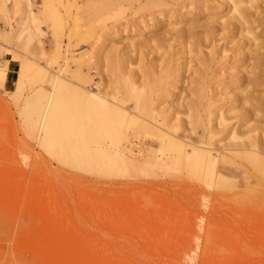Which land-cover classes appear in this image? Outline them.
I'll list each match as a JSON object with an SVG mask.
<instances>
[{
    "label": "rangeland",
    "instance_id": "1",
    "mask_svg": "<svg viewBox=\"0 0 264 264\" xmlns=\"http://www.w3.org/2000/svg\"><path fill=\"white\" fill-rule=\"evenodd\" d=\"M14 1L6 2L4 12L0 10V264H264V176L260 174L262 177H259L249 161L236 159V172H230L236 173V178L221 169L219 174L223 178L230 180L232 177L231 180L237 181V186H230L214 174L196 178L188 166V154L183 151L172 153V147L168 152V148L163 150L164 156H160L161 146L147 141L130 146L131 150L104 143L101 146L105 149L101 151L106 152L101 153L98 150L101 147L95 148L89 141L92 136L89 130V143L85 148L79 144L76 132L60 131L65 133L61 134L64 136L57 133L54 138L45 134L42 124L52 87L48 77L41 76L36 67L46 68L52 75L74 82L79 80L78 69L83 67L92 75L91 83L104 82L102 85L105 86L118 68L120 76L128 67L132 68L129 60L136 65L133 70L140 72L139 52L145 54V62L150 66L152 62L158 65L163 57L161 54L170 50L187 55L181 52V43L175 41L169 46L166 41L182 27L187 29L190 24H195L198 29L200 24L211 22L208 12L212 8H218L219 15L225 16L228 4L210 1L200 19L186 25L171 26L176 23L175 18L168 21L165 16L152 17L151 9L156 8L145 11L146 6L141 7L143 13L139 9L141 12L135 14L139 8L136 5L133 13H129L133 17L129 14V19L126 17L128 21L126 18L112 19L113 13L103 10L102 15L105 14L101 16L100 13L97 21L76 26L74 17L79 2L86 0H51V3L46 2L49 9L45 6V12L51 9L49 16L41 14L43 17L39 20L40 23L43 19L40 23L43 25L29 26V8L24 4L18 12ZM43 1L31 0L35 11L43 9L46 5ZM260 6L263 15L259 14L263 18L256 13L254 26L259 25L256 31L264 40V4ZM200 9L194 8L193 12ZM155 20L159 21L156 23ZM115 21L123 23L117 27L119 31L100 29L104 23L111 26ZM198 22L202 23L197 25ZM233 28L237 37L234 41L230 42L226 37L227 40L218 39L211 46L207 45L209 40L201 43L205 52L220 48V58L226 62L216 66L218 76L228 79L231 77L228 59L250 56L252 51L249 52L247 38L240 39L238 26L233 25ZM30 31L37 37L27 33ZM160 34L165 41L158 38ZM195 39L192 37L190 41ZM129 40L137 42L134 43L136 48L143 44L142 48L131 49V44L132 47L135 45ZM239 40L245 53L241 51V56H235L233 47ZM96 46L98 48L94 49ZM162 47L160 54L158 48ZM148 48L150 52L146 51ZM113 56L116 64L112 61ZM9 59L16 62L11 69ZM195 63L190 64L193 69L201 67ZM158 70L155 69V73H159ZM194 86L187 88L197 85ZM218 90H221L220 86ZM237 90L240 92V88L233 92L240 94ZM68 97L72 117L67 115L65 123L68 119L67 123L74 125L78 117L72 107L81 103V99L75 94ZM166 100L164 105H169ZM181 100L189 102L191 99ZM240 106L244 109L240 104L238 114L242 113ZM235 119L238 121L233 119L231 124L236 122L238 128L241 118ZM119 121L116 120L115 125L119 126ZM248 123L240 130L246 131L245 127L251 128L254 122ZM118 129L121 134V128ZM201 129L199 134L203 133ZM223 137L225 141L229 140L228 135ZM221 162L222 168L229 165ZM248 178L250 182H247Z\"/></svg>",
    "mask_w": 264,
    "mask_h": 264
},
{
    "label": "bare ground",
    "instance_id": "2",
    "mask_svg": "<svg viewBox=\"0 0 264 264\" xmlns=\"http://www.w3.org/2000/svg\"><path fill=\"white\" fill-rule=\"evenodd\" d=\"M7 1L9 0H2V2L0 1V10L3 12L6 10L5 8L8 3ZM50 1L51 0H44L43 2L45 4L46 2L51 3ZM200 1L201 0H86L85 2L82 1V3L78 1V12L77 15L73 17L75 18L76 26H86V24L90 25L92 21L95 22L94 20L97 17L99 19L100 13L101 16H103L105 14L103 13L102 15L103 10H109L108 12L113 13L111 17L112 19H119L126 18L129 13H133L132 10H135L133 8H135L136 5H139V8L136 9V11L138 10L137 13L136 11L134 12L135 14L141 12L139 9H144L145 6V11L147 8H149V11L150 8H156L151 9L152 17L157 18L160 16H165L167 17L168 21L175 18L176 23H171V26H175L176 24L186 25V23L190 21L194 22L199 20L201 17L200 15H202L207 9L209 5L208 3L213 0H202L204 1L202 4ZM22 2L23 0L14 1L15 10L20 12L21 9H23L22 6L26 4L25 6L29 8V10L27 9L29 11V19L27 21L29 26L35 24L36 26L41 25L40 23L43 21V19L39 23L40 18L43 16H49L51 12V9L48 10V12H45L47 11V6H49L47 3L46 5L43 4V9L37 12L38 10H34V4L32 5L31 0H26L25 3L23 2V4ZM219 2L221 5L226 3L228 4V12L225 16L219 15L218 8H212L211 11L208 12V14L211 15L209 17V19L212 20L211 22L207 24H200L202 22H198L197 25L200 24L198 29H195L197 26L193 23L195 26L190 24L187 29L182 27L179 30H176L175 34L172 33L173 35L168 33V35H172L171 40H168L170 38L166 39L168 40L166 42L171 44H169V46L173 45L172 42L177 41L182 44L181 52L184 54L187 53V55L183 56V54L170 49V52L168 51L161 54L163 50L162 47V49L158 48L161 50L160 54L163 55L162 57L160 54H158L159 50L157 52L156 48L155 50L157 54L162 58L160 63L157 62L158 65H155V62H152V65L150 66L147 65L148 62H145V54H140L141 52H139L138 57H140L139 60L141 62L139 65L140 68L138 70H140V72L133 70L135 63H131L129 60L128 63L130 67L133 65L132 68L129 69L128 67V70H126V72L122 73L123 75L120 76V74H117L120 72H118V66L115 67L117 72L114 76L109 77L111 79L113 78L114 80L112 79L107 81L105 86L102 85L104 82L91 83L93 81L92 75L89 71H85V69L83 70V67L78 69L79 80L74 82L69 78H61L60 75H52L46 68H35V65L34 67L32 66L41 74V76L46 78L48 77L52 87V89H49L51 90V93L49 94L48 102L45 107L46 115L44 116L45 119L42 123L45 134H48V136H54L55 138V134H59L60 131H74L76 132L75 134L79 139L78 142L80 141L79 144H82L83 147L86 148L88 142L87 138L89 137L87 136V131L89 130L92 134L89 141H91L93 147H101L100 149L98 148L100 151L103 148L101 145L104 143L112 144V146L116 145L117 148L123 147V149H129L130 146H135L142 143L144 144L145 141H147L146 143L148 144L160 145L161 148L159 150V155L164 156L163 150L168 148V152L172 147V153L174 152L181 154L180 151H183L188 154L186 155L188 158L190 157L188 166H190L191 171L196 178H205L208 175L212 174L211 176H213L214 174L217 175L220 180L223 179L224 182L230 186H237V181L231 180L233 179L232 177L230 180L223 178L219 172L221 169L224 170V172L228 171L229 174H233L230 172H236V159L242 160V162L243 160L249 161L253 166L254 172H256L257 175L262 174L264 176V40L256 31L259 25L258 27L254 26V24L257 22L255 21V14H262L260 10V4H264V0H219ZM104 3V6L106 7L102 6ZM88 6L90 7L88 8ZM194 8L202 9H200L198 12H193ZM143 9L142 13L144 11ZM184 9H186V11L183 12L182 10ZM41 14H43V16ZM86 15H88L89 18H87ZM127 18L126 21H128ZM98 19H96V21ZM49 20L47 21L49 22ZM257 20H259L258 16ZM158 21L159 20H155L156 23ZM261 23H263V21ZM104 24L100 27V29L105 30L110 28L117 32L119 31L117 27L123 23L115 21V23L113 22L111 26L107 25L108 23L105 25ZM233 25L238 26L237 30L240 31L241 40L243 38H247L250 49L249 52L251 50L252 51L250 52V56H241L243 44L240 43L241 40L237 41V45L233 47V52L235 53V56L241 57H235V60L232 61L228 59V74L231 76L228 79L225 76H218L219 71L217 70L216 66L226 62L224 59L220 58V48L214 47L210 52H205L202 49L201 43H203L204 40H209L210 42L207 45L211 46L218 39L227 40L225 39L226 37L230 38V42L234 41L237 37L235 31L236 29L234 30ZM29 26L27 25V28ZM262 26L263 25L260 27ZM24 29L26 28H23L22 30ZM27 33L34 34V31ZM28 36L32 37V35ZM189 37H196V39L195 41H190ZM148 38L145 37L144 39L148 41ZM158 38H162L161 34ZM163 38L165 37L163 36ZM163 38L162 42L165 41ZM160 39H158V41ZM130 41L133 43V46L135 45L134 43L137 44V42H132V40H129V42ZM151 42L152 40H150V44H153ZM155 43L157 44V40ZM142 45H139L141 47L137 48H142ZM176 45H178V43ZM130 47L131 49L134 48L133 50H135L136 45L135 47H132L131 44ZM144 47L145 46H143V48ZM96 48L98 47L96 46L94 49ZM226 48L229 47L227 46ZM140 50L143 51L142 49ZM147 50H149V48L146 49V51ZM132 53L134 54V51H132ZM177 54H181L182 56H178ZM199 55L200 57L196 58V56ZM113 57H111L113 59L112 61H115L114 64H116L117 61L115 57ZM150 59L149 61L152 60ZM76 60H73V62ZM112 61L111 65H113ZM153 61H156V59ZM195 61V64L200 65L201 67L193 69V65L190 64ZM119 63L120 60L118 61V65ZM77 65H79V63ZM242 66H244L243 69L239 70V68ZM104 68H106V66ZM157 68L159 69V73H155V69L157 70ZM187 72H189V74H187ZM179 83H181L180 87H178ZM185 83L189 86L197 85L198 87L196 86V88H194V86L193 88L190 87V89H188L187 87L189 86L185 85ZM219 86L221 90H218ZM93 88H96V91ZM236 88H240L242 95L239 90L237 91L240 94L235 93V91L233 92V89ZM69 94H75L81 99V103L77 102L76 106L72 107L77 114L76 117H78L77 122L74 125L73 122L67 123L68 119L65 123V118H67V115H71V112L68 110L69 106L67 105ZM189 96H191V98H189ZM166 98L168 99L169 105H164V103L167 101ZM181 98L184 100L187 98L191 100L189 102H183ZM128 102H131V104H127ZM240 104L244 105V109L243 106H240L242 113L238 114L239 112L237 111V107ZM246 104H250L249 107L246 106ZM39 108L41 107L38 106V109ZM241 109L239 108V110ZM230 112H235L234 116H232L233 113L231 115ZM238 116L241 118V124H239L240 126L236 128V122L233 124H231V122L234 120L238 121V119H235ZM253 117V121H250ZM118 118H120V121ZM116 120L120 122L119 126L115 125ZM248 122L250 124L251 122L254 123L251 124V128L249 126L245 127L248 130L245 129L246 131H241L240 127L247 124ZM71 125L73 128H71ZM200 127L202 128V134H199ZM118 128H121V134H119ZM62 133L63 132L60 133V136H62ZM117 134L121 136H118ZM225 134L229 137L228 141H225L226 139H224V137L222 138V136H225ZM56 139H58V136H56ZM103 151L106 152L105 150ZM103 151H101V153ZM122 154L128 158L125 151ZM105 155L107 156L106 153ZM222 160L223 162L229 163V165L227 164L226 167L224 166V168H222L220 166V162ZM235 174H233L234 178H236ZM259 177L262 176L260 175ZM249 178L246 179L247 182H250ZM259 181L261 180H258V182ZM195 188H197L196 185Z\"/></svg>",
    "mask_w": 264,
    "mask_h": 264
},
{
    "label": "crops",
    "instance_id": "3",
    "mask_svg": "<svg viewBox=\"0 0 264 264\" xmlns=\"http://www.w3.org/2000/svg\"><path fill=\"white\" fill-rule=\"evenodd\" d=\"M9 68L11 69L13 67V65H16V62H14L13 60L9 59Z\"/></svg>",
    "mask_w": 264,
    "mask_h": 264
}]
</instances>
